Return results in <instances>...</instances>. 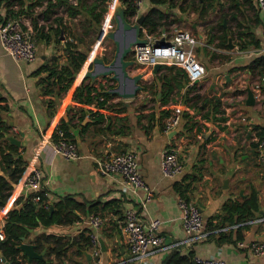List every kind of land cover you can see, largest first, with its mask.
Returning a JSON list of instances; mask_svg holds the SVG:
<instances>
[{"label": "crops", "instance_id": "obj_1", "mask_svg": "<svg viewBox=\"0 0 264 264\" xmlns=\"http://www.w3.org/2000/svg\"><path fill=\"white\" fill-rule=\"evenodd\" d=\"M29 2L30 0H1L0 18H3L7 8H24ZM241 3L242 0L235 2L240 12L236 11L235 7V9L229 8L230 4L226 3V14L235 11L234 18L242 22L240 29L247 27L249 35L259 41L258 46L249 44L246 48L240 49L236 42L237 38L234 37L230 38L232 47L227 43L226 47L216 46L213 42L208 43L207 36L210 29L207 26L215 21L196 22L200 19L194 12L184 13L177 7L168 8L166 4L159 5L160 8H164L165 12H168L169 17L173 15L180 17L176 23L191 18L195 20L190 23L192 29L207 27V31H199L195 35L198 41L194 50L196 48L195 53L205 68L204 75L196 81V87L191 92L200 95L198 103L192 106L191 101L184 103L185 86H178L173 95V102L163 106L158 100L159 93L157 98H153L140 90L135 96L152 98L154 103L151 107L145 106L143 110L135 108V102L130 99L133 97L121 98L116 95L113 101L122 100L126 111L110 113L112 115L110 130H97L91 123L87 126V130L80 132L81 126L91 120L88 115L84 116L81 122L77 117L73 118L70 131L79 151V157L76 159L63 158L53 150L49 140L59 119L67 120L68 115L75 112L70 111L72 107H86L72 99V92L84 77L87 69L84 68L76 74L70 88L59 97L54 114L49 118L44 96L38 85L39 75L34 71L40 65L52 60H58L59 63L64 62L62 51L56 47L53 39L46 43L39 38L36 40V58L33 61H25L14 59L0 45V96L5 97L8 103V110L2 112V119L10 126L8 136H14L20 141L17 145L18 150L27 164L26 170L18 181L12 184L10 194L0 206V217L5 219L4 212L14 205L15 200L29 193L23 186V175L28 171V165H36L42 171V189L48 203L64 195L88 202L119 199L123 207L121 208L122 218L128 208H133L144 222L159 218L161 220L159 231L163 234L165 243L169 244L185 237L181 212L177 204L180 196L178 188L181 187L184 195L197 203L207 228L215 227V225L221 226L208 232H217L220 228L227 227L224 230L225 234L233 230V239L237 225H230L226 219L230 216L234 217L232 212L224 210L226 202H242L255 193L261 212L264 211V162L258 160L257 148L253 140V137L260 135L264 129V71L260 69V61H254L256 57L264 55V18L255 0L253 3L259 20L253 9ZM221 4H223L222 0L217 6ZM111 6L113 8L112 4ZM150 6L149 0H144L140 13H144ZM39 9L34 6L30 11L36 14ZM218 9V7L213 8L208 19L218 17L221 13L218 14ZM222 10H225L224 5ZM248 10H252V16L246 13ZM228 15L222 24L234 31L236 20H230ZM83 17L79 16L78 19H83ZM18 18L24 28L32 30L30 22L32 15L20 14ZM73 21L77 22V18ZM38 23L43 22L38 20ZM76 29L80 30V27L77 26ZM162 31L165 30L162 29ZM94 37L90 32L86 37V44L80 47L83 49L91 47ZM100 55L103 59L104 57L112 59L111 55L106 56L105 53ZM129 57L131 58V55ZM107 59L104 61L108 62ZM145 70L135 64L128 67L131 75L142 73L141 82H150L155 73H152V70L144 72ZM102 77L104 76L96 77V79L105 83L106 79ZM105 84L106 86L107 84L116 85L117 81L110 77ZM255 84H259L258 90H255ZM128 88H130L129 80L122 86V89ZM247 88L253 92V104L246 103ZM210 99L218 100V110L214 109ZM176 105L182 109L179 123L167 130L161 128L157 121L159 110L166 106L172 108ZM152 110L155 113L154 120L149 123L145 118L138 121L139 113ZM68 111H70L69 114ZM122 115H126L127 118L120 121L119 118ZM122 123L128 126L124 133L119 131ZM168 145L177 148L183 166L181 174L172 178L163 176L159 168L161 152ZM125 150H132L136 153L138 170L148 185L150 194L143 189L125 188L122 176L119 174L107 175L98 171L96 158H103L110 153ZM0 174H4L1 167ZM88 215L82 214L77 221L72 223H53L30 230L34 234L40 232L64 234L76 240H81L80 235L90 237L91 232H96L98 239L103 240L105 250H101L99 245V253L94 254L91 244L80 249L76 244L71 251L79 249V252H73L74 259L66 261L68 264H74V262L113 264L127 257L128 250L125 234L121 229L120 214L104 213L103 222L96 231L88 224ZM254 219L241 223L243 224L242 238L245 242L264 239V222L254 221ZM80 243L83 244V241ZM84 250L89 253V257L83 253ZM173 250L181 253L192 251L193 257L216 256L224 259L227 264H264V255H255L246 248L236 247V243L218 241L212 236L186 245L179 244L159 249L139 261V264H162ZM0 264H3L2 261Z\"/></svg>", "mask_w": 264, "mask_h": 264}, {"label": "trees", "instance_id": "obj_2", "mask_svg": "<svg viewBox=\"0 0 264 264\" xmlns=\"http://www.w3.org/2000/svg\"><path fill=\"white\" fill-rule=\"evenodd\" d=\"M110 0H30L26 7H19L18 9L7 8L3 18L18 17L20 14L32 15L31 28L34 38L43 39L46 43L54 40L56 47L62 51L65 58L64 62L50 61L40 65L34 73L39 75L38 85L40 92L44 96L46 111L48 117L51 118L54 114L58 99L63 92L68 90L72 85L76 74L86 68L92 66L93 53L89 48H81V45L86 44V37L90 32L93 36L101 34V26L105 21L106 16L112 17ZM124 8V14L128 21L134 13V8L127 0H119ZM151 6L144 12L142 26L148 33L158 36L162 29L168 31L171 26L176 25L180 19L179 16L169 17L168 12L159 5L166 4L168 8L177 7L181 12L189 13L194 12L197 18L206 21L210 11L218 7L220 10L223 4L217 6L220 0H149ZM236 0H231L229 8H236L240 12V8L235 4ZM243 5L253 9L256 14V7L253 0H242ZM21 6H23L21 4ZM34 6L40 9L35 14L30 11ZM112 8V6H111ZM226 8V6H225ZM234 8V9H235ZM229 14V15H228ZM226 14V11L221 12L215 23L209 24L207 42H214L216 46L226 47L227 38H237L238 48L244 49L247 45H259V41L249 35L248 28L240 29L242 22L234 18L235 11ZM230 20H236V29L233 31L228 26H223L222 22L226 21V16ZM79 16H84L83 19H78ZM2 18V17H1ZM77 18V22L73 19ZM257 20H259L256 14ZM38 20L43 23L39 24ZM176 23V24H175ZM110 24V20H109ZM77 26L80 30H77ZM142 34V31H140ZM60 35L63 37L60 41ZM60 42L62 44H60ZM104 59H107L104 57ZM254 61H260L261 70L264 71V55L258 56ZM107 83L110 80L109 76L102 77ZM95 80H90L88 77H83L80 83L74 88L72 92V99L80 105L86 107H72L73 114L68 115L67 120L60 118L56 126L51 132V139L56 141L60 138L59 132L62 137L74 141L70 131V125L73 118L77 117L81 122L84 116L88 115L91 121H87L81 126L80 132L87 130V126L91 123L97 130L107 129L110 130L112 123L111 112L124 113L126 106L120 99L113 101L116 97L115 94L107 92V89L113 87L114 84H106ZM142 89L153 98L160 96L158 100L160 104L168 105L172 103L173 95L176 93L178 86H185V100L191 101L190 105L198 103L200 95L192 90L196 87V82L189 84L186 72L176 65L161 64L158 71L153 74L150 82H141ZM139 92V91H138ZM215 110H218V100L210 99ZM144 105L138 107L143 110ZM8 110V103L5 97L0 96V167L4 174H0V206L5 202L10 194L12 184L18 181L23 172L26 170V161L20 155L18 146L8 139L9 124L2 118V112ZM68 111V114L69 112ZM103 111L109 112L105 113ZM171 108L164 107L159 110V117L157 119L161 128H164V119L169 115ZM188 115V114H186ZM154 110L149 112H141L137 115L138 121L145 118L148 123L154 120ZM126 115H122L119 119H126ZM128 128L126 123H122L119 131L124 133ZM75 142V141H74ZM178 191L180 196L186 197L183 193V188L179 187ZM38 195V193H37ZM33 193H28L25 197H18L14 205L6 211L5 221L3 224L4 239L1 240L0 254L11 264H68L66 261L74 259L73 252H79L81 247L90 246L89 235H80L81 240H76L64 234L45 233L40 232L34 234L30 229H35L39 226H49L53 223L67 224L77 221L82 214L98 213L102 217L104 213L112 212L120 214L122 218V205L119 199H110L105 202L99 200L95 201H80L73 196L64 195L56 201L47 203L45 192L42 189L39 192V201H34ZM224 210L232 212L234 217L226 218L230 225L236 224L234 238L233 230L225 234L224 230L217 232L207 233L206 238L214 237L218 241H229L236 243L242 240V225L241 223L261 215V208L258 202V197L252 193L247 199L242 202H226ZM121 209V210H120ZM239 224V225H238ZM221 226L207 228L206 231L219 228ZM217 234V235H216ZM28 241L33 244L36 252L44 250L43 258H27L22 253L19 245ZM83 241V244L80 242ZM78 245L77 251H71L74 245ZM0 256V257H1ZM1 263V261H0ZM74 264H78L74 262ZM162 264H196L193 260L192 251L181 253L180 251L173 250L172 253L162 262Z\"/></svg>", "mask_w": 264, "mask_h": 264}, {"label": "built area", "instance_id": "obj_3", "mask_svg": "<svg viewBox=\"0 0 264 264\" xmlns=\"http://www.w3.org/2000/svg\"><path fill=\"white\" fill-rule=\"evenodd\" d=\"M1 1V0H0ZM134 8V13L130 17L131 22H135L139 16L141 6L144 0H127ZM257 7L264 18V0H255ZM117 2H112L114 9ZM109 16H106L103 28L109 27ZM143 38L145 42L132 47L131 59L138 67H143L144 72H151L155 63L165 65H176L182 68L188 77L189 84L196 82L204 73L203 63L198 59L194 47L197 43V37L190 31L177 28L171 29V33L162 31L158 36L148 33L141 25ZM103 34V33H102ZM163 38L166 45H156L157 40ZM0 45L3 50L14 59L25 61H33L37 56L36 39L31 29L24 28L18 17L0 18ZM92 53V52H91ZM255 90H258L259 84H255ZM182 109L180 106L171 108L169 115L164 119V129H170L176 126L181 118ZM56 141L50 137V144L53 150L65 159H76L79 157V151L74 141L62 137ZM257 148V158L260 162H264V129L260 135L253 137ZM96 167L102 174H119L122 176L123 183L126 187L133 190L143 189L150 194V189L141 176L136 160V153L132 150L113 152L103 158L95 159ZM29 169L23 175V186L29 193H33V200L39 201V192L43 187L42 171L36 165H28ZM161 174L165 177H175L181 174L183 170L182 162L178 155V150L173 145L166 146L161 152L159 161ZM38 193V195H37ZM264 197V188H263ZM177 204L181 212L182 228L185 237L174 243L166 244L163 234L159 231L161 220L152 218L144 222L133 208L125 210L121 220V229L125 234V241L128 250V256L113 264H139V261L146 258L152 252L162 248L173 247L179 244H188L199 239L205 238L208 231L205 229L204 217L197 203L179 196ZM48 205V202L45 206ZM4 218L6 211L4 212ZM88 224L98 229L103 222V217L98 213H91L87 217ZM254 219V218H252ZM5 219L0 217V241L4 239L3 224ZM252 220H247L250 222ZM254 221L264 222V211L261 215L255 217ZM227 227L220 228L225 230ZM90 244L93 246V253H99L98 236L96 232L90 234ZM236 247L246 248L255 255H264V239H254L245 242L243 239L236 241ZM193 260L196 264H227L222 258L216 256H194Z\"/></svg>", "mask_w": 264, "mask_h": 264}, {"label": "water", "instance_id": "obj_4", "mask_svg": "<svg viewBox=\"0 0 264 264\" xmlns=\"http://www.w3.org/2000/svg\"><path fill=\"white\" fill-rule=\"evenodd\" d=\"M144 13H140L135 22H130L126 19L124 14V8L120 2L115 4L114 12V29L110 30L107 34L112 39L114 44V53L111 60L105 62L103 57L94 56L92 59L91 68L87 69L84 76L90 80H95L96 77L109 75L111 78L117 81V84L107 89V92L113 93L121 98L134 97L138 91L142 89V73L131 75L128 71V67L134 64V61L129 57L134 45H139L145 42V38L140 35L141 24L144 18ZM224 24V22H223ZM100 35V31L98 36ZM63 36L61 35V38ZM227 44L232 47L230 37L227 38ZM156 45H166L163 38L157 40ZM161 63H155L152 68V73H156ZM130 81V88L122 89L126 81ZM253 92L247 88V104H253ZM9 140L16 145L20 144V141L14 136H8ZM101 250H105L104 242L101 238L98 239ZM1 246V242H0ZM19 248L28 258H43L44 250L36 252L34 246L30 242H22ZM83 253L89 257V253L84 250ZM3 264H11L4 256H1Z\"/></svg>", "mask_w": 264, "mask_h": 264}, {"label": "rangeland", "instance_id": "obj_5", "mask_svg": "<svg viewBox=\"0 0 264 264\" xmlns=\"http://www.w3.org/2000/svg\"><path fill=\"white\" fill-rule=\"evenodd\" d=\"M114 1H116V2H120L119 0H110L109 1V3H108V5L110 6V4L112 3V2H114ZM223 1V5L224 6H226V3L227 4H231V0H222ZM111 10V15H112V17L111 18H109V20H110V25H109V27L108 28H103V32H102V28H101V34L98 36V35H96V37H94V39H93V41H92V45H91V47H90V49H89V51L90 52H92L93 54H94V56H98V57H101V55L100 54H103V53H105V55L106 56H110L112 53H113V51H114V44H113V41H112V39L111 38H109L108 36H107V34H108V32L110 31V30H112V29H114V27H115V22H114V12H115V7H114V9H110ZM224 11H226V8H225V10H220V9H218V14L220 13V12H224ZM246 13H248L250 16H252V10H248ZM211 17H213V16H211ZM218 17H214V18H212V19H214V20H216ZM212 19L211 18H209V19H207V20H210V21H212ZM194 20V19H193ZM193 20L191 19V18H189V19H183L181 22H178L177 24H176V27L177 28H180V29H183V30H187V31H190L192 34H194V35H196V32H199V31H207V27H199L198 29H192L191 28V25H190V23H192L193 22ZM195 21V20H194ZM201 22V20H197L196 22ZM202 23H204V21L202 22ZM226 23V22H225ZM173 27V26H172ZM172 29V28H171ZM171 29L170 30H168V34L169 33H171ZM103 33V34H102ZM213 43H215V41L213 42ZM195 50H196V48H195ZM111 57H112V55H111ZM107 58V57H106ZM107 60H109V59H107ZM130 99H132V101H134L135 102V108L137 109L138 107H140L141 105H144V106H146V107H151L154 103H153V101H152V98L151 99H148V98H143V97H139L138 95L137 96H134L133 98H130ZM142 103V104H141Z\"/></svg>", "mask_w": 264, "mask_h": 264}]
</instances>
